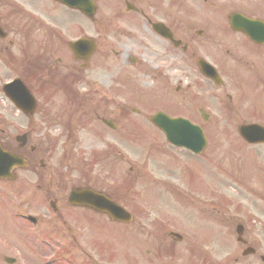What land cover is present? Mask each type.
<instances>
[{"label": "rangeland", "instance_id": "obj_1", "mask_svg": "<svg viewBox=\"0 0 264 264\" xmlns=\"http://www.w3.org/2000/svg\"><path fill=\"white\" fill-rule=\"evenodd\" d=\"M178 1L149 0L150 6L146 9V12H152L154 16L160 18L163 15L162 11H165L167 16L164 19H172L170 16L177 19L182 15L184 19L178 23V26H180L186 19H193V15H185L184 8L181 9L180 5L173 3ZM188 4H191L192 8L196 7L192 1L188 2ZM127 31H129L128 35L109 33L114 37L121 36L117 40L109 42L111 45L110 49L122 53L126 50L127 46L123 40L131 37L132 34L137 32V29L131 25L127 28ZM139 32L143 35V40L151 45L153 37L149 36L142 29H139ZM152 45L153 47L138 44L134 51H129V53H135L140 59L136 65L138 70H132L131 68L129 72L138 75L137 81L139 80V75H142L141 72L145 73L146 70L144 69L149 68V65L153 67L163 66V70H150L147 72L148 78L144 76L139 81L141 83L144 82L145 85H136L131 82L133 86L131 87V84H124L122 89L125 95L122 98L123 102L128 101L124 97L133 99V96H145L144 88L148 87L147 82L153 76L162 77L164 88L166 91H169L173 86L176 72H181V70H175V67L171 70L165 66L169 60H175L179 62L181 68L182 59L177 53L167 55L163 50L166 47L165 43H163L162 49L159 51H156L158 47L157 43H153ZM108 57L111 58L112 56L109 54ZM142 58H147L148 62H141ZM118 59L120 61L124 60L121 57H118ZM97 67L95 66L93 69L87 70L86 73L82 74L83 77L87 78L88 84L86 88L89 98L86 105L83 107L72 106V102L66 101L65 104L71 107H59L58 105L62 104L58 103V105L50 108V114L53 118L45 122H32L23 118L6 101L4 102L3 97L0 95V118L5 120L0 122V129L5 131L3 143L8 148L23 155L21 150H17L18 148L13 142V138L27 133L29 139L25 149L26 152H28L30 147H39L40 149L42 147L41 150L49 149L45 151L48 152L45 154L39 153L34 156L29 153L26 158L30 161V167L17 172V180L14 183L0 184V264H5L3 261L5 257L14 258V264H128L127 262L130 261V257L127 258L130 255L129 250L135 247V244L131 239H129V242L124 241L122 234L124 232H133L131 224L127 226L121 225L125 228L123 231L122 227L109 224L104 217L98 216V221L97 216L96 219H93L84 213L76 211H64L63 214L67 218L59 216L60 218H64V221L57 219L51 212L49 202L54 198H61L66 195L71 187L85 186L81 173L86 171L87 167L93 164V161L96 159V163L93 164L94 172L90 174V179H98L99 181L95 182L94 180L93 182H88L87 185H91V187L100 191H106L109 194H115L118 187H122L121 189L125 191L126 197L120 201L126 206L128 211L135 213L133 208H142L145 205L143 203V198L145 197L143 193L146 192L144 191L146 186L140 187L142 180L156 184L159 181L165 182L162 177L176 176L173 170L168 169L167 171L164 168L168 158L179 160L180 167L189 163V155L166 144L164 147L160 146L159 142H162L163 137L158 133L162 138L160 139L145 119H139L142 118L140 115L127 112V115L124 114V116H129L128 120L119 119L120 113L114 105L110 104L111 100L107 99L109 98L108 94L114 90L112 86L119 75L115 70H97ZM185 68H189L186 63ZM2 76L3 73L0 72V80L6 79ZM126 77L130 76H123V78ZM155 94L156 92L154 91L150 93L152 102H159L163 108L172 105L171 98H167L166 94L160 99L154 98ZM115 95L117 96L116 93ZM113 97L111 96V98ZM55 98L57 101L62 102L60 93L56 92ZM117 100L120 101L119 96L115 98V102ZM136 100L140 99H133L132 102L134 103L127 105L140 110L144 116L158 110V108L154 111L151 109L147 110L146 108L141 109L139 108L141 106L135 102ZM168 110L174 111L173 108ZM173 114L176 115L178 113L175 112ZM183 115L187 116V114ZM96 116L115 122L117 124L115 132L96 122ZM90 121L99 124L103 128V134H99V125L90 124ZM76 126L86 127L85 131L70 133L69 129ZM221 126L222 124L217 129H221ZM204 127L209 129L208 125ZM124 129L125 136H136V140L133 143L136 148L132 147L133 145L128 140H120L119 150L123 159L118 165L124 166V175L118 181L117 178L115 179V171H112L113 156L108 158L109 164L103 162L101 157L108 152L110 145L113 146L114 137L116 135L120 136V131L122 133ZM72 137L73 141L69 143ZM217 137L220 138L216 139ZM217 137L209 140L211 141V147L215 146V158L217 156L220 161H223L227 165H223L224 170L217 171V174L214 175V184L220 185L219 190L216 192V197L213 195L209 199L204 196L203 199L200 198L202 203L199 201V197H194L191 201H195L193 204L197 208L207 206V211L211 216L219 218L225 224L220 225L216 222V219H213L212 221L209 220L210 224L203 222L199 228L201 231H204L202 230L203 228L213 227L215 236L209 245L213 249L215 245L219 260L223 257L226 260L235 253L227 245L237 242L235 227L238 224L243 225L246 229L244 236L249 241L248 244L250 243L251 246L258 248L260 254L264 256V147L245 146L244 149L239 148V145L233 147V139L226 135ZM53 140L56 142L59 140V144L56 149L50 152L52 147L50 141ZM148 141L150 143H147ZM155 143L159 145L157 148H163L162 150H164L162 151L163 157L160 160L152 162L148 159L145 160L143 156H138V153L132 154L134 151L139 152L145 145ZM151 149L144 148L145 151ZM102 150L104 152L101 154ZM49 153L51 154L49 155ZM208 153L207 151L204 157H190V159L197 160L195 161L196 163L200 161V166L204 167L205 161L207 164L210 162L209 156L208 158L206 157ZM69 155L72 156L69 158ZM170 155L173 156L169 157ZM174 156H177V158H174ZM41 158H43L45 164L43 167H40L38 163ZM259 162L263 164L262 168L259 166ZM209 166L210 170L214 172L211 165ZM71 167H74L72 173L69 176L65 175ZM167 167L169 168L168 164ZM129 168H133L134 172H132L131 176L134 177L135 175L136 180L133 186L129 184L124 186L120 181L128 177ZM183 169L186 168L184 167ZM210 170H207V168L200 169L194 174V180L198 187L204 191L206 190V173L207 177L212 179V172ZM143 175L145 178H139V176L142 177ZM71 177L75 178L72 179ZM154 177L157 179L154 180ZM212 183L213 181L210 182V184ZM146 184L147 182L142 183V185ZM213 197L215 201H213ZM211 201L215 204V213L211 212ZM167 202H160L158 205L160 208L165 209ZM203 202H206V204H203ZM148 212L149 210L146 207L137 212L136 217L138 222L137 225L133 226L137 229L135 238L137 248L140 249L146 247V231L139 230V227L142 229L150 228L153 223L152 220H156ZM24 215L33 216L37 224L33 226L29 222L26 223L19 218ZM178 215L182 216L181 213ZM208 217L210 218L209 215ZM171 224H168V219L160 218L158 225L166 226ZM197 224H200L199 219ZM221 231L228 237L225 244H221L225 237L224 235L221 236ZM211 233L212 230L210 229L209 234ZM198 239L207 240L203 235H199ZM224 246L226 247L223 248ZM110 251L115 252L114 255L119 254V257L115 258L114 256V259H111L110 256H107ZM101 254L103 255V259L99 257Z\"/></svg>", "mask_w": 264, "mask_h": 264}, {"label": "flooded vegetation", "instance_id": "obj_2", "mask_svg": "<svg viewBox=\"0 0 264 264\" xmlns=\"http://www.w3.org/2000/svg\"><path fill=\"white\" fill-rule=\"evenodd\" d=\"M120 1L127 11V2L136 7L138 2L143 0H105L104 4L117 6ZM193 1L196 3V10L213 13L216 18L225 17L227 30L225 35L219 36L217 29L206 19H202L205 22L204 28L195 31V38L188 34L191 28H180L178 32L173 28L172 41H163L167 44L163 48L167 55L177 53L182 59L179 80L173 83V98L179 96L182 105L186 104V107L190 108L189 116H196L197 113L201 118L202 110L199 105L194 104L201 94V82L197 81L201 74L196 67V70L193 69L189 58L196 66L202 57H206L216 65L215 71L219 78H224L221 88L211 83L213 89L204 90L206 100L213 111H217L220 106L232 120L264 123V26L257 30L259 35H255L256 40H252L234 31L230 22L231 15L240 14L264 25V0ZM81 15L79 11L68 8L61 0H0V70L6 71V83L19 78L35 85V92L40 101V109L37 104L35 110L39 121L45 120L44 108L49 106L53 95L55 77L49 70H70L69 80L74 74L81 75L83 71L89 70V59L86 62L76 60L73 53L72 45L82 42V49H76L78 56H81L88 45L86 40L90 39L88 21ZM140 15L141 21L147 25L154 23L143 11ZM157 22L164 24V21ZM106 39L105 35L98 36V41L103 44L100 47L96 45L95 53L101 48L102 54H106L109 46L104 43L108 42ZM114 55L116 56V53ZM218 57L220 61L217 60ZM185 63L189 67L188 70ZM156 80L154 77L153 81ZM192 89H197L199 94L196 92L193 96L188 95ZM220 89H224L223 93ZM204 117L207 120L210 118L209 115ZM170 231L172 230L167 233ZM171 239L175 242L181 240V237L171 236ZM179 246L184 244H162L161 248L146 251L147 262L185 264ZM155 257H160L161 261ZM203 264L208 263L204 261Z\"/></svg>", "mask_w": 264, "mask_h": 264}, {"label": "water", "instance_id": "obj_3", "mask_svg": "<svg viewBox=\"0 0 264 264\" xmlns=\"http://www.w3.org/2000/svg\"><path fill=\"white\" fill-rule=\"evenodd\" d=\"M24 107V106H22ZM248 129H242L241 132L244 133L246 132ZM173 142L177 145H182V146H187V148H196L197 144L195 145L194 142H185V141H179V140H174ZM203 145V144H202ZM3 155L4 158H9L8 161L11 163L12 158H14L13 156H11L10 154L4 153L2 151H0V155Z\"/></svg>", "mask_w": 264, "mask_h": 264}]
</instances>
